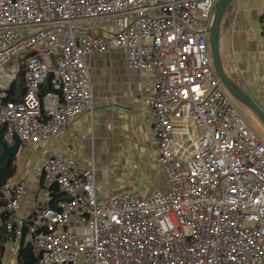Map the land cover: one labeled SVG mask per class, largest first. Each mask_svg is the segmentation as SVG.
I'll return each mask as SVG.
<instances>
[{
  "label": "built area",
  "instance_id": "2783aa9c",
  "mask_svg": "<svg viewBox=\"0 0 264 264\" xmlns=\"http://www.w3.org/2000/svg\"><path fill=\"white\" fill-rule=\"evenodd\" d=\"M216 2L0 0L3 139L46 142L92 111L86 57L122 49L128 67L154 76L143 102L170 185L147 197L123 192L98 202L94 168L52 156L41 170L51 200L57 190L56 207L37 202L23 216V181L1 190L8 247L16 251L24 235L35 264H264V142L214 70ZM96 23L105 34L92 31ZM259 29L264 34V14ZM22 54L25 60L12 61ZM21 69L13 101L8 89Z\"/></svg>",
  "mask_w": 264,
  "mask_h": 264
},
{
  "label": "crops",
  "instance_id": "0c3cea01",
  "mask_svg": "<svg viewBox=\"0 0 264 264\" xmlns=\"http://www.w3.org/2000/svg\"><path fill=\"white\" fill-rule=\"evenodd\" d=\"M263 14L264 0H231L221 20L220 46L227 73L264 113V34L259 29ZM92 31L105 34L99 23ZM86 61L93 110L80 113L46 142L21 144L16 155V171L8 182L23 181L25 185L19 202L23 216L37 202H51L41 165L59 154L73 157L78 169L94 168L98 202L123 192L147 197L155 190L170 189L157 162L153 114L143 102L154 81L152 72L128 67L122 49L93 53ZM244 109L252 130L264 142L261 121ZM3 213L4 207H0V219ZM12 252L5 251L2 264L17 263L16 252Z\"/></svg>",
  "mask_w": 264,
  "mask_h": 264
},
{
  "label": "water",
  "instance_id": "95a60500",
  "mask_svg": "<svg viewBox=\"0 0 264 264\" xmlns=\"http://www.w3.org/2000/svg\"><path fill=\"white\" fill-rule=\"evenodd\" d=\"M231 0H217L214 13L211 19L209 28V48L212 59V64L220 82L224 86L231 98L247 109H249L262 123L264 127V113L258 108L254 101L237 85V83L227 73L221 55V20L223 14ZM51 75L47 81L49 82ZM0 165L7 162L9 157L16 156L20 150L21 142L17 136L14 137L12 143H7L0 136ZM70 196H65L64 199H70Z\"/></svg>",
  "mask_w": 264,
  "mask_h": 264
},
{
  "label": "trees",
  "instance_id": "16d2710c",
  "mask_svg": "<svg viewBox=\"0 0 264 264\" xmlns=\"http://www.w3.org/2000/svg\"><path fill=\"white\" fill-rule=\"evenodd\" d=\"M23 72L22 69L19 71L17 79L11 84V86L8 89L10 99L13 101L18 100L19 93L22 91L23 87ZM3 135V128L0 127V136ZM1 146H0V153H1ZM16 156L9 157V160L7 162H3L0 165V207H3L5 205V199L3 198L1 194V190L3 186L10 180V178L14 175L16 171ZM53 199L49 203L50 206L56 207L55 203L57 199L59 198L57 194V190L54 187L53 188ZM4 218V213L1 217V219ZM9 241V236L6 233L5 229L0 228V264L3 263V258L6 251V246ZM38 260V256L34 253L33 246L31 242H28L24 235L21 238L20 244L18 245V248L16 250V264H35Z\"/></svg>",
  "mask_w": 264,
  "mask_h": 264
},
{
  "label": "rangeland",
  "instance_id": "374dc122",
  "mask_svg": "<svg viewBox=\"0 0 264 264\" xmlns=\"http://www.w3.org/2000/svg\"><path fill=\"white\" fill-rule=\"evenodd\" d=\"M210 55H211V54H210ZM19 58H20V59H17V57H14V58L12 59V61H13L14 63H16V62L18 63L19 60H21V61L25 60L26 56H25L24 54H22L21 56H19ZM18 68H20V64H18ZM230 99H231V101H232V103H233L234 106H235V104L237 105V107L235 106L236 110L239 112V114L242 116V118L246 121V123L248 124V126L251 128L250 124L248 123V115H247L246 110L244 109L245 107H244V106H241V104H239L237 101L233 100V99L231 98V96H230ZM251 130H252V128H251ZM252 131H253V130H252ZM253 132H254L255 135L259 138V136L256 134V132H255V131H253ZM6 250H10V252L13 251L12 253H15V252H16V251H15L13 248H11V247H7Z\"/></svg>",
  "mask_w": 264,
  "mask_h": 264
}]
</instances>
